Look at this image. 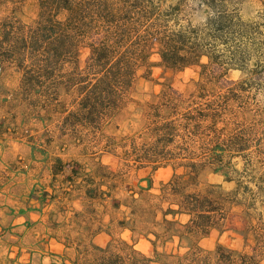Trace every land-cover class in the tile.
Returning <instances> with one entry per match:
<instances>
[{
	"label": "trees",
	"instance_id": "1",
	"mask_svg": "<svg viewBox=\"0 0 264 264\" xmlns=\"http://www.w3.org/2000/svg\"><path fill=\"white\" fill-rule=\"evenodd\" d=\"M37 1L33 23L16 16L0 21V69L17 67L22 74L19 94L27 109L42 122L56 117L71 140L84 143L105 136V128L132 99L139 78L150 73L156 47L168 68L202 65L195 92L186 96L166 85L145 105L147 122L140 132L106 135V151L129 170H174L159 194L151 192L153 179L147 177L148 184L123 203L131 216L119 225L136 230L142 217L151 225L146 231L155 235L154 245L165 235L178 237L187 251L166 253L172 264H260L257 249L249 253L219 244L212 253L200 240L227 223L234 230L260 228L255 234L264 248V124L257 98L264 89L262 24L244 21L235 0ZM83 46L90 55L81 68ZM233 69L246 76L230 80ZM204 173L218 174L233 187L207 183L200 189ZM76 175L73 170L68 177L76 182ZM98 176L96 171L88 175L86 196L92 201L112 198L115 185L103 188L109 175L102 180ZM114 203L122 205L120 200ZM235 204L242 206L240 226L230 216ZM157 226L164 230H155ZM152 262L124 239L106 247L91 242L85 256L71 260Z\"/></svg>",
	"mask_w": 264,
	"mask_h": 264
},
{
	"label": "rangeland",
	"instance_id": "2",
	"mask_svg": "<svg viewBox=\"0 0 264 264\" xmlns=\"http://www.w3.org/2000/svg\"><path fill=\"white\" fill-rule=\"evenodd\" d=\"M235 2L243 20L262 24L264 33L261 0ZM38 11L37 0H0V21L16 16L31 24ZM89 55L90 49L83 46L79 52L81 68L86 66ZM206 61L207 58H204L203 62ZM151 62L150 73L139 78L132 99L105 128V136L84 143L65 135L56 117L42 122L31 114L19 94L21 71L15 66L0 69V264H71L77 256L86 255L91 242L106 247L120 239L152 258L151 264H172L170 261L174 259L166 253L187 251L182 246L187 244H182L178 237L171 235H165L154 245L152 240L156 239L155 235L146 231L151 225L142 217L136 222V230L119 225L120 220L131 216L130 208L123 203H130L131 194L139 190V186L148 184L146 178L152 177L154 184L151 192L159 194L161 184L172 177L173 168L129 170L104 147L106 135L121 137L140 132L147 122L145 105L154 100L166 85L189 96L196 91L202 78L201 64L182 70L164 66L157 47ZM245 76L238 69L228 73V78L233 81H240ZM257 98L261 102L264 124V89ZM262 150L264 152V148ZM57 158H62L63 163L58 164ZM103 165L116 173L110 174L108 169L100 167ZM241 166L239 163L238 167ZM73 170L77 171L76 182L68 177ZM94 171L99 174L98 180H102L103 175H109L103 188L108 190V186L115 185L112 198L92 201L86 196L88 175ZM200 179V189H204L207 183H222L227 190L233 187L218 174L204 173ZM136 196L139 195L136 193ZM115 200H120L122 205L116 206ZM237 214H242V206L235 204L230 207V216L232 219L236 217L240 226ZM181 220L187 221L188 216H182ZM154 228L164 230L160 226ZM259 229L234 230L226 223L201 239L200 245L212 253L219 244L249 253L257 249L256 252L261 255L260 264H264V248H260V237L255 234ZM155 250L162 255H157Z\"/></svg>",
	"mask_w": 264,
	"mask_h": 264
},
{
	"label": "crops",
	"instance_id": "3",
	"mask_svg": "<svg viewBox=\"0 0 264 264\" xmlns=\"http://www.w3.org/2000/svg\"><path fill=\"white\" fill-rule=\"evenodd\" d=\"M32 215H34V214H32Z\"/></svg>",
	"mask_w": 264,
	"mask_h": 264
}]
</instances>
